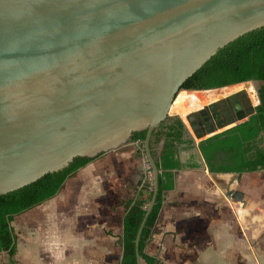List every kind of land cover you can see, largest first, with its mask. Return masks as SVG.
I'll list each match as a JSON object with an SVG mask.
<instances>
[{
	"label": "water",
	"instance_id": "95a60500",
	"mask_svg": "<svg viewBox=\"0 0 264 264\" xmlns=\"http://www.w3.org/2000/svg\"><path fill=\"white\" fill-rule=\"evenodd\" d=\"M262 26L264 0H0V196L75 158L118 151L145 131L152 194L134 240L142 264L138 243L159 173L180 170L158 165L153 131L172 116L178 92L191 91L182 88L187 78ZM256 97L220 130L254 114ZM186 119L205 169L198 143L213 129L198 133L192 114ZM226 196L243 201L241 191Z\"/></svg>",
	"mask_w": 264,
	"mask_h": 264
},
{
	"label": "crops",
	"instance_id": "0c3cea01",
	"mask_svg": "<svg viewBox=\"0 0 264 264\" xmlns=\"http://www.w3.org/2000/svg\"><path fill=\"white\" fill-rule=\"evenodd\" d=\"M160 146L161 142L152 143L156 157ZM189 151H183L184 159L192 152V161L199 164L195 147ZM139 154L137 142H131L128 147L99 155L66 180L56 195L63 197V215L55 221L59 233L47 239L48 244L56 241L58 244H53L57 247L38 245L30 264H120L132 258V243L127 240L131 233L124 227L123 217L128 200L144 194L141 186L145 173H133L134 183L118 182L115 177L111 180L110 176L112 170L117 171V163L126 159L127 169L137 170L142 164ZM174 179V188L163 194L145 247V252L157 260L155 264H264V170L212 173L198 167L180 169ZM126 182L134 190L130 197L121 199L117 195ZM128 191L125 196L131 189ZM229 191H241L243 201L227 197ZM51 199L34 208H46ZM117 209L121 210L117 222L101 218L105 214L102 210L116 215ZM57 234L62 242H58ZM143 264H147L145 260Z\"/></svg>",
	"mask_w": 264,
	"mask_h": 264
},
{
	"label": "trees",
	"instance_id": "16d2710c",
	"mask_svg": "<svg viewBox=\"0 0 264 264\" xmlns=\"http://www.w3.org/2000/svg\"><path fill=\"white\" fill-rule=\"evenodd\" d=\"M254 80L257 84L259 103L255 113L246 120L223 131L214 133L198 143V148L205 161L207 170L212 173H244L264 170V26L246 32L220 48L202 67L187 78L182 88H213ZM192 91L181 90L174 102L192 94ZM171 123L165 128L158 127L153 131L151 144L158 143L161 137L165 143L158 165L162 169L181 168L178 161L177 148L174 142L183 143L185 126L178 116L170 117ZM167 120V119H166ZM165 122V120L163 121ZM163 124V123H162ZM145 131L133 134L131 141H142ZM191 146V142H189ZM94 158L78 157L65 169L49 173L37 181L16 191L0 196V252L10 257L16 251V237L11 222L20 215L43 202L55 197L66 180L81 167ZM196 166V164H194ZM175 186L171 171H161L158 179L156 202L147 216L141 230L138 251L147 264H155L157 260L145 252L150 240L155 221L162 205L163 194ZM135 199L126 203L123 225L130 231L127 240L131 242L133 256L120 264H137L135 260L134 238L145 207L152 194V182L145 179Z\"/></svg>",
	"mask_w": 264,
	"mask_h": 264
},
{
	"label": "rangeland",
	"instance_id": "374dc122",
	"mask_svg": "<svg viewBox=\"0 0 264 264\" xmlns=\"http://www.w3.org/2000/svg\"><path fill=\"white\" fill-rule=\"evenodd\" d=\"M242 88H245V90L247 92L251 93L252 101H253V103H256L257 102V97H256L257 84L253 83L251 81L242 82L238 85H233L230 87L229 86L223 87L220 90L219 89L215 90V94L217 95V98H216V95L214 98L218 99L219 97H221L223 95H227L228 93H231V92L236 91V90H241ZM192 92H195L197 95H199L200 99L202 100L199 102V105H202V103L204 104V103L209 102L211 99H214V98H210V99L205 98L209 93L211 94V92H213V91L206 92V94H205V92L204 93H199L196 91H192ZM192 95H193V93L188 95L184 99H180L181 101L178 100V102L189 100ZM253 98H254V100H253ZM194 108L195 107L189 108L188 111H191ZM170 112H171L172 116L178 115L182 119V121L184 120L186 125L189 127L188 122L184 116H181V115L174 113L172 111H170ZM189 129H190V127H189ZM220 129H222V128H220ZM138 144H139V142H137V145ZM126 147H128V145ZM138 156H140L138 158H140V160H142V164L140 162V167L138 166L137 170H136V167L132 171H131V169H127V166H126L127 159H126L123 163L122 162L117 163L118 164L116 166L117 171H115V173H114V170H112L113 172L110 176L111 180H114L113 177H115V180H117L118 182L119 181L132 180L131 183H134L135 181L133 180V176H132L133 173L134 174L138 173L137 175H140L141 173L142 174L145 173V175H144L145 179L152 181V179H151L152 176H151V173L148 169V164H146L144 154L141 152ZM129 162L130 161H128V163ZM113 173L115 175H113ZM124 175H126L125 179H124ZM131 186L132 185H130L128 182H126L125 185H121L122 188H121V190H119L120 192H118L117 196H120L121 199L123 198L122 196H124L125 199L130 197L132 194V190H134V186L133 187H131ZM128 188L131 189V193L129 194V196H125V194L127 192L129 193ZM113 199H115V198H113ZM113 201L115 202L117 200H113ZM60 205H63V197L62 196H56V197H53L50 201H48V204H46V206H47L46 208L41 206L42 209H41V207H38L36 209L35 208L30 209V210L16 216L11 223V225L13 227V232H14L15 237H16V254L14 255V257H9L5 252H0V264H30V263H32L31 261H33L32 260L33 255L36 254L35 252H36V248L38 245H41L42 248H46V247L51 248L53 246L57 247V245L53 244V243H57L56 241H54L52 244H48L49 241H47V239H49L50 236L55 235L56 232L59 233V231L56 228L58 223L55 221H59L60 215H63V211L61 208L62 206H60ZM116 205L121 206V204H116ZM102 211H104L105 214H102L101 218L102 219L103 218L108 219V221H110V222H112V221L117 222L118 221L117 216L121 215L120 209H117L114 212V213H116V215L112 214L111 212H108V210H102ZM42 216L44 217V219L38 220L39 218H43ZM46 219H49L48 220L49 222L47 221L48 223L44 222ZM38 221H41V223ZM52 222H54V223L52 224ZM110 231H112V230H110ZM48 232H49V235H48ZM57 240H58V242H62L63 238L58 239V234H57ZM143 261H141L142 264H143Z\"/></svg>",
	"mask_w": 264,
	"mask_h": 264
},
{
	"label": "flooded vegetation",
	"instance_id": "af4514ba",
	"mask_svg": "<svg viewBox=\"0 0 264 264\" xmlns=\"http://www.w3.org/2000/svg\"><path fill=\"white\" fill-rule=\"evenodd\" d=\"M238 84H240V83H238ZM232 85H237V84H232ZM232 85L213 87V88H187V89L191 90V91H196L199 93H204V92L206 93V92L213 91V92H211V94L212 93L215 94V90H218V89L220 90L223 87H228V86H232ZM237 92L241 93V98L233 97L232 102L227 100V96L234 94V93H237ZM194 93L195 92H193V94ZM186 97H184V98H186ZM184 98H181V99H184ZM216 98H217V96H216ZM216 98L211 99L207 103H204L205 105L204 104H202L201 106L198 105L197 107H195L191 111L187 112L186 117H187V115L192 114V122L195 123V130L198 133H201L203 131L209 133L210 130H212V129H213V132H215L216 130H219L220 127L226 126L228 124L229 120H231L232 118L237 119V115H240L242 113H246L249 110L250 106H253L255 104L252 101L251 94L249 92H247L245 89L233 91V93L231 92L225 96L219 97L218 99H216ZM234 104L235 105L240 104L241 106H238L237 109H234L233 108ZM175 116H178V115H175ZM171 117H173V116H171ZM182 122L184 123V126H185V133L183 135V140H185V141L183 143H180V144L174 142V144L177 148V153H178L177 156L179 159L178 161L181 164L180 169H190V168L201 167L202 164H200V163L197 164V163H194L192 161V157L194 156V154L192 152H191L189 158L184 159V157H183V154H182L183 151L188 152L189 150L194 148V146L192 144V137H194V133H193L188 121L187 122H188L190 129L186 125L184 120ZM162 123L160 124L159 127L165 128L167 125H169L171 123L170 117L167 120H165V122H162ZM132 142H139L138 148L140 149V153L142 152L144 154L143 146L141 143L142 141H132ZM160 142H161V146L159 148V152L161 153L163 150L164 143H165V138L161 137V140L158 143H160ZM189 142H191V146H190ZM158 143L156 142V144H158ZM151 150H152V154L155 155V152L153 151V148H152V144H151ZM144 157H145V155H144ZM203 161H204V159H203ZM146 164H147V161H146ZM194 164H196V166H194ZM204 164H205V161H204ZM205 166H206V164H205Z\"/></svg>",
	"mask_w": 264,
	"mask_h": 264
},
{
	"label": "bare ground",
	"instance_id": "6f19581e",
	"mask_svg": "<svg viewBox=\"0 0 264 264\" xmlns=\"http://www.w3.org/2000/svg\"><path fill=\"white\" fill-rule=\"evenodd\" d=\"M238 85V84H237ZM233 86V85H232ZM230 87V86H229ZM239 89V88H238ZM242 89H245V88H242ZM251 90V89H250ZM237 91V90H236ZM180 92V91H179ZM178 92V93H179ZM253 92V91H252ZM218 93V92H217ZM233 93V92H232ZM206 94V93H205ZM251 94V93H250ZM178 95V94H177ZM215 94H208L205 98H214ZM217 96V95H216ZM221 96V95H220ZM225 96V95H223ZM177 97V96H176ZM175 97V98H176ZM175 100V99H174ZM254 100V98H253ZM202 101L199 97V95H197L196 93L193 94L191 96V98L189 100H185V101H182V102H173L171 108H170V111L174 112V113H177V114H181L182 116L186 117V114L188 112V109L189 108H192V107H197L199 105V102ZM206 101V100H205ZM203 104V103H202ZM205 105V104H204ZM201 106V105H200Z\"/></svg>",
	"mask_w": 264,
	"mask_h": 264
}]
</instances>
